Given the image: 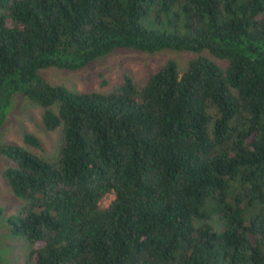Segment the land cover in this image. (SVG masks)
Here are the masks:
<instances>
[{"label":"trees","instance_id":"1","mask_svg":"<svg viewBox=\"0 0 264 264\" xmlns=\"http://www.w3.org/2000/svg\"><path fill=\"white\" fill-rule=\"evenodd\" d=\"M118 49L192 55L108 89L40 73ZM13 92L59 130L48 158L0 143L22 264H264V0H0V125Z\"/></svg>","mask_w":264,"mask_h":264},{"label":"rangeland","instance_id":"2","mask_svg":"<svg viewBox=\"0 0 264 264\" xmlns=\"http://www.w3.org/2000/svg\"><path fill=\"white\" fill-rule=\"evenodd\" d=\"M191 55L171 50L149 54L132 49H118L76 70L47 67L40 73L51 84H61L72 90L108 89L120 80L124 72L141 79L167 59H174L181 67ZM102 80H105L104 86L101 85ZM40 115V107L13 92L0 125V143H15L43 158L51 157L57 148L59 130H45L41 125ZM25 133L36 137L39 145L34 147L25 144L22 141ZM11 165L12 162L0 154V264H22L27 249L24 238L11 234L6 224V219L22 204L19 198L12 195L2 176V170ZM111 198L112 194H106L100 205L105 206Z\"/></svg>","mask_w":264,"mask_h":264}]
</instances>
